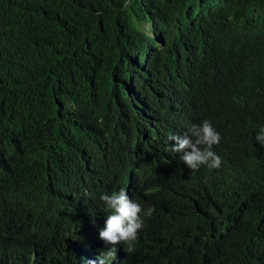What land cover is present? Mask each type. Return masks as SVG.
<instances>
[{
  "label": "trees",
  "instance_id": "trees-1",
  "mask_svg": "<svg viewBox=\"0 0 264 264\" xmlns=\"http://www.w3.org/2000/svg\"><path fill=\"white\" fill-rule=\"evenodd\" d=\"M262 127L264 0H0V264H99L121 189L154 212L106 264H264Z\"/></svg>",
  "mask_w": 264,
  "mask_h": 264
},
{
  "label": "clouds",
  "instance_id": "clouds-1",
  "mask_svg": "<svg viewBox=\"0 0 264 264\" xmlns=\"http://www.w3.org/2000/svg\"><path fill=\"white\" fill-rule=\"evenodd\" d=\"M212 3L210 2L209 5ZM262 28V25H256L246 28L242 33H258ZM168 140L174 142L170 144L169 150L172 153H179V160L191 170H197L201 165L208 169H218L221 166L222 158L213 151V146L220 143L221 136L207 119L199 125H192L185 135L170 134ZM255 140L264 147V127L260 128ZM100 200L108 214L104 227L99 230L98 235L108 251L101 253L98 261L99 264H106V260L114 255L111 248L117 244H126L127 251H133V242L144 227L141 214L143 213L144 217H151L154 208L143 209L139 203L130 199L123 189L103 194ZM85 264H97V261L87 260Z\"/></svg>",
  "mask_w": 264,
  "mask_h": 264
},
{
  "label": "rangeland",
  "instance_id": "rangeland-1",
  "mask_svg": "<svg viewBox=\"0 0 264 264\" xmlns=\"http://www.w3.org/2000/svg\"><path fill=\"white\" fill-rule=\"evenodd\" d=\"M142 29H143V32L145 33V34H147L148 36L150 35V26H149V24L147 23V22H145V24L141 27ZM140 29V28H139ZM141 30V29H140Z\"/></svg>",
  "mask_w": 264,
  "mask_h": 264
}]
</instances>
